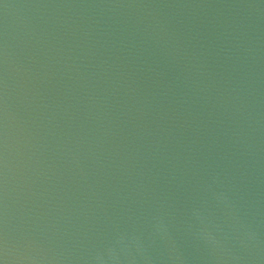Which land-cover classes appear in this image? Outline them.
Returning <instances> with one entry per match:
<instances>
[{"label":"water","instance_id":"1","mask_svg":"<svg viewBox=\"0 0 264 264\" xmlns=\"http://www.w3.org/2000/svg\"><path fill=\"white\" fill-rule=\"evenodd\" d=\"M3 264H264V0H0Z\"/></svg>","mask_w":264,"mask_h":264},{"label":"snow or ice","instance_id":"2","mask_svg":"<svg viewBox=\"0 0 264 264\" xmlns=\"http://www.w3.org/2000/svg\"><path fill=\"white\" fill-rule=\"evenodd\" d=\"M0 264H3V260H0Z\"/></svg>","mask_w":264,"mask_h":264}]
</instances>
